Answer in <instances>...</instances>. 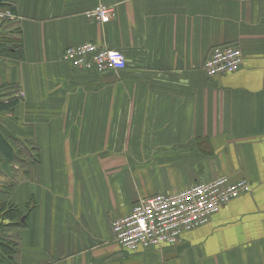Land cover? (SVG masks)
<instances>
[{"label": "crops", "instance_id": "1", "mask_svg": "<svg viewBox=\"0 0 264 264\" xmlns=\"http://www.w3.org/2000/svg\"><path fill=\"white\" fill-rule=\"evenodd\" d=\"M110 6L100 24L85 15ZM0 132L16 184L0 189V264H264V0H0ZM94 43L126 67L61 60ZM237 45L234 73L210 50ZM14 48V56L12 55ZM12 109L4 105L14 102ZM8 161L0 154V172ZM227 177L252 190L175 247L127 253L112 220L145 197ZM10 241V245L8 241Z\"/></svg>", "mask_w": 264, "mask_h": 264}, {"label": "built area", "instance_id": "2", "mask_svg": "<svg viewBox=\"0 0 264 264\" xmlns=\"http://www.w3.org/2000/svg\"><path fill=\"white\" fill-rule=\"evenodd\" d=\"M85 14L88 19L104 24L114 18L115 9L100 5ZM6 20L15 21V18L8 9L0 8V21ZM61 60L76 70L93 73L126 67L121 52L94 43L65 49ZM243 62L244 54L237 45L217 46L210 50L203 69L208 76L223 75L236 72ZM251 190L245 180L230 183L227 177H220L171 194L142 198L127 216L112 220L114 241L127 253L175 247L185 233L207 225L213 215Z\"/></svg>", "mask_w": 264, "mask_h": 264}, {"label": "rangeland", "instance_id": "3", "mask_svg": "<svg viewBox=\"0 0 264 264\" xmlns=\"http://www.w3.org/2000/svg\"><path fill=\"white\" fill-rule=\"evenodd\" d=\"M4 9H6V8H4ZM2 135H3L4 138L7 137V135L5 133H3V132H2ZM18 164L19 163L16 164L15 161L9 162L6 171H1L0 172V189H5L6 190L5 193L9 192V189H12L13 186L16 184V181H17L18 178H16L14 176V173L16 172V168L15 167H17ZM5 210H8V212H9L8 215H6V212H4ZM1 212H4L3 215L5 214V217L6 216H10V217H13V218L16 217V220L18 219L17 216H14V211H13V208L10 205V203H8L6 205H3L0 208V213ZM10 241L11 240L8 241L9 245H10Z\"/></svg>", "mask_w": 264, "mask_h": 264}, {"label": "trees", "instance_id": "4", "mask_svg": "<svg viewBox=\"0 0 264 264\" xmlns=\"http://www.w3.org/2000/svg\"><path fill=\"white\" fill-rule=\"evenodd\" d=\"M13 53L12 55L14 56L15 52H14V48L12 49ZM14 102H8L7 104L4 105L5 109H12V107L14 106ZM0 154L3 156V158H5L8 163L12 162L15 160V154H14V149L12 146H10L6 141L5 138L3 137L2 133L0 132ZM14 216H17V220L14 224H12V226L14 227H21L23 225V219L20 216V212L17 209H14ZM6 215L9 214L8 210H5ZM5 217V214L3 215ZM10 216H6L5 218L8 220ZM1 225V223H0Z\"/></svg>", "mask_w": 264, "mask_h": 264}, {"label": "water", "instance_id": "5", "mask_svg": "<svg viewBox=\"0 0 264 264\" xmlns=\"http://www.w3.org/2000/svg\"><path fill=\"white\" fill-rule=\"evenodd\" d=\"M0 101H1V99H0Z\"/></svg>", "mask_w": 264, "mask_h": 264}]
</instances>
